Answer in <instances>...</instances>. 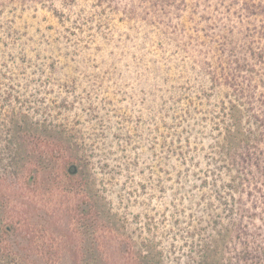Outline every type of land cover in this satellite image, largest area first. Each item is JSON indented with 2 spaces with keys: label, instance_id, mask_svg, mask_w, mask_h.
<instances>
[{
  "label": "rangeland",
  "instance_id": "obj_1",
  "mask_svg": "<svg viewBox=\"0 0 264 264\" xmlns=\"http://www.w3.org/2000/svg\"><path fill=\"white\" fill-rule=\"evenodd\" d=\"M167 1L0 0V156L9 161L8 127L27 116L59 127L72 173L50 190L26 157L17 176H6L21 188L12 209L36 206L73 234L79 211L70 208L81 199L56 187L90 189V182L120 218L99 231L104 248L126 251L125 263L142 249L166 264H201L202 255L209 264L207 254L214 259L225 240L230 257L244 248L257 255L264 249V73L248 85L253 73L235 72L230 53L242 51L238 36L264 19L231 15L225 25L223 6L212 11L204 0H187L181 12L164 8ZM233 123L249 136L227 149ZM28 134L19 140L31 150L39 143Z\"/></svg>",
  "mask_w": 264,
  "mask_h": 264
},
{
  "label": "trees",
  "instance_id": "obj_2",
  "mask_svg": "<svg viewBox=\"0 0 264 264\" xmlns=\"http://www.w3.org/2000/svg\"><path fill=\"white\" fill-rule=\"evenodd\" d=\"M146 1L135 0V7L137 5L144 6ZM186 1L168 0L166 5L162 6L165 8L173 5V10L177 9L182 12L187 8L182 7L188 5ZM206 2L212 11L219 10L221 6L225 7L223 10L226 18L225 25L228 24L231 15L241 21L246 19L247 23L257 19L260 15L262 16L259 20L263 21L264 19V2L262 1L258 3H255V0H231L229 3L226 0L203 1V3ZM159 4L158 1L154 3L157 6ZM236 5L238 8L235 7ZM232 6H234V10ZM135 7H133V11L136 10ZM178 15L180 16V14ZM208 19L211 20V17L209 16ZM259 26L261 27L259 30L256 25L249 26L248 33H244L242 37L238 36L237 39L238 42H241L239 45L242 46L243 52L230 53L232 57L235 56V59L232 60L238 65L235 72L243 69L253 73L248 77V85L251 86L253 85L252 78L264 73V24L260 23ZM240 29L241 27L239 31ZM226 36L224 35V38ZM243 39L247 41H243ZM215 78L217 79L218 76ZM58 129L59 127L56 125L40 124L27 116L15 119L8 127L10 136L5 148L8 149L9 161L5 162L0 156V169H4L3 173L0 172V264H131L129 261L127 263L123 261L125 254L129 255L126 251L115 254L104 248L106 246L105 237L99 231L108 230L114 224H118L120 218L111 212L105 197L90 182H87L90 189L86 188V184L84 186L83 184L77 185L75 190L56 187L57 193L61 195L71 193L73 195L71 199L74 197L81 199L80 204L70 208L72 213L79 211L77 212L78 225L75 226L74 235L61 233V225L46 218L45 213H42L41 209L36 206L28 208L23 214L14 213L12 209L13 196L19 195L21 188L8 184L6 176H17L20 165L26 157L36 162V171L39 174L35 177L43 173V179L52 184L48 188L50 190L58 184L63 174L67 176L69 173L72 174L66 170L67 161H64L62 157L65 140ZM22 132L29 133V136L32 135L33 139L38 141L37 148L35 146L34 149L29 150L26 141L19 140ZM241 135L249 136L239 123H233L227 131V146H229L227 149L236 147ZM24 150H29L31 154L23 155ZM3 189L7 190L3 191ZM28 212L31 215L28 216ZM70 215L71 213H69ZM73 219L75 218H67L65 225L72 224ZM60 222L62 223L63 220ZM244 243L248 242L244 241ZM223 244L219 251L216 250L215 254H212L215 258H217L215 255L219 254V259H212L211 255L207 254L209 264H264L263 248L257 255L244 248L240 254L230 257L233 251H229V243L225 240ZM237 255L240 256L235 260ZM202 256L201 264H206V256ZM136 258V262L132 264H166L161 256H158V253L145 252L142 249L137 251Z\"/></svg>",
  "mask_w": 264,
  "mask_h": 264
}]
</instances>
